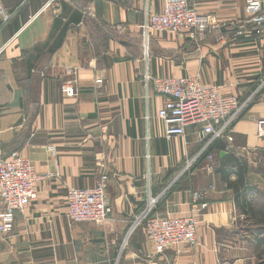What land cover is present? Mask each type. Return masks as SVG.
Returning a JSON list of instances; mask_svg holds the SVG:
<instances>
[{
  "label": "crops",
  "instance_id": "obj_1",
  "mask_svg": "<svg viewBox=\"0 0 264 264\" xmlns=\"http://www.w3.org/2000/svg\"><path fill=\"white\" fill-rule=\"evenodd\" d=\"M47 1L0 0V152H19L45 176L0 235V264H264V137L255 126L264 118V25H241L245 0H190L220 28L196 41L153 33L146 57L139 26L164 0ZM66 67L77 70L73 97L61 91ZM145 75L196 77L249 98L232 141H214L208 161L195 158L200 126L166 139L156 116L163 99ZM103 171L107 220L69 223L67 190L93 187ZM201 191L196 245L157 254L143 223L129 233L149 197L154 214L178 216Z\"/></svg>",
  "mask_w": 264,
  "mask_h": 264
},
{
  "label": "built area",
  "instance_id": "obj_2",
  "mask_svg": "<svg viewBox=\"0 0 264 264\" xmlns=\"http://www.w3.org/2000/svg\"><path fill=\"white\" fill-rule=\"evenodd\" d=\"M53 1L48 0L45 6ZM244 11L246 17L241 25H264V0H245ZM241 25L235 24L236 27ZM220 26L221 23L213 14L199 13L190 4V0H164L161 11L146 12L139 26L143 55L147 56L153 33L184 34L190 41H196ZM116 29L124 30V26L117 25ZM65 73L67 78L61 85V91L65 96L73 97L76 95L77 70L66 67ZM144 81L146 84L151 83L154 93L163 99L156 116L162 124L166 139L185 135L188 126H200L199 137L203 144L196 159L207 153L206 159L212 161V154L207 152L212 143L217 140L232 141L233 123L250 103L249 98L239 100L235 95L223 93L218 85L204 83L196 77L145 75ZM95 82L99 84L101 80L96 79ZM255 126L256 134L264 137V118L257 119ZM96 164L99 168L105 167L102 154ZM189 165L190 162L184 169ZM44 178L36 173L32 161L19 152L12 151L7 155L0 152V235H6L12 230L17 211L24 210L36 200V184ZM108 180V174L103 171L93 187H73L67 190L65 203L69 223L90 222L101 225L107 220L111 212L106 196ZM204 196L205 191L193 193L189 211L178 216L154 214L156 199L149 197L144 210L131 224L129 233L143 223L145 234L157 254L172 245L194 246L198 241V218L207 207Z\"/></svg>",
  "mask_w": 264,
  "mask_h": 264
},
{
  "label": "trees",
  "instance_id": "obj_3",
  "mask_svg": "<svg viewBox=\"0 0 264 264\" xmlns=\"http://www.w3.org/2000/svg\"><path fill=\"white\" fill-rule=\"evenodd\" d=\"M208 153H209V151H208ZM207 153H205L204 155H202V156H205ZM223 177V176H222Z\"/></svg>",
  "mask_w": 264,
  "mask_h": 264
},
{
  "label": "rangeland",
  "instance_id": "obj_4",
  "mask_svg": "<svg viewBox=\"0 0 264 264\" xmlns=\"http://www.w3.org/2000/svg\"><path fill=\"white\" fill-rule=\"evenodd\" d=\"M187 213V212H186ZM198 222H199V218H198Z\"/></svg>",
  "mask_w": 264,
  "mask_h": 264
}]
</instances>
